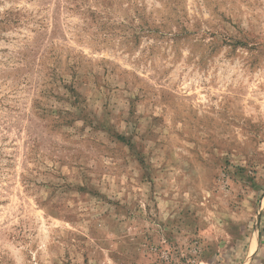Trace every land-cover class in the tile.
Instances as JSON below:
<instances>
[{
    "label": "rangeland",
    "instance_id": "1",
    "mask_svg": "<svg viewBox=\"0 0 264 264\" xmlns=\"http://www.w3.org/2000/svg\"><path fill=\"white\" fill-rule=\"evenodd\" d=\"M0 264H264V0H0Z\"/></svg>",
    "mask_w": 264,
    "mask_h": 264
},
{
    "label": "crops",
    "instance_id": "2",
    "mask_svg": "<svg viewBox=\"0 0 264 264\" xmlns=\"http://www.w3.org/2000/svg\"><path fill=\"white\" fill-rule=\"evenodd\" d=\"M260 234H261V232L259 231V232H257L256 233V236L254 237V241L256 240V246L259 244V242H260ZM253 243V242H252ZM251 246H252V244H251ZM258 247V246H257ZM256 247V248H257ZM251 252V248H250V251H248V254Z\"/></svg>",
    "mask_w": 264,
    "mask_h": 264
},
{
    "label": "bare ground",
    "instance_id": "3",
    "mask_svg": "<svg viewBox=\"0 0 264 264\" xmlns=\"http://www.w3.org/2000/svg\"><path fill=\"white\" fill-rule=\"evenodd\" d=\"M255 247H256V240H255V241H253L252 250H254V249H255Z\"/></svg>",
    "mask_w": 264,
    "mask_h": 264
}]
</instances>
